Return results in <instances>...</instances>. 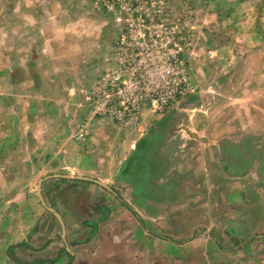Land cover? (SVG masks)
I'll list each match as a JSON object with an SVG mask.
<instances>
[{
    "label": "crops",
    "instance_id": "1",
    "mask_svg": "<svg viewBox=\"0 0 264 264\" xmlns=\"http://www.w3.org/2000/svg\"><path fill=\"white\" fill-rule=\"evenodd\" d=\"M206 18L174 108L92 121L81 158L51 178L54 204L42 192L31 230L0 241V264H264L263 66L227 62L233 31Z\"/></svg>",
    "mask_w": 264,
    "mask_h": 264
},
{
    "label": "rangeland",
    "instance_id": "2",
    "mask_svg": "<svg viewBox=\"0 0 264 264\" xmlns=\"http://www.w3.org/2000/svg\"><path fill=\"white\" fill-rule=\"evenodd\" d=\"M206 17L217 32L242 31L221 41L227 62L264 73V0H0V241L44 211L40 182L54 204L45 178L77 163L92 121L133 125L158 113Z\"/></svg>",
    "mask_w": 264,
    "mask_h": 264
},
{
    "label": "built area",
    "instance_id": "3",
    "mask_svg": "<svg viewBox=\"0 0 264 264\" xmlns=\"http://www.w3.org/2000/svg\"><path fill=\"white\" fill-rule=\"evenodd\" d=\"M179 69L181 73L179 74L178 79L174 81V84L171 86L169 90H166L162 94L163 100L162 102H158L159 106H156L155 108L156 112H161L162 110H164V108L168 107V104L172 100L176 99L177 95L183 94L184 92H186L188 78H187V71H186L185 64L181 63ZM139 120H140V117L137 118L136 123L133 125H137Z\"/></svg>",
    "mask_w": 264,
    "mask_h": 264
},
{
    "label": "water",
    "instance_id": "4",
    "mask_svg": "<svg viewBox=\"0 0 264 264\" xmlns=\"http://www.w3.org/2000/svg\"><path fill=\"white\" fill-rule=\"evenodd\" d=\"M53 177H64L63 175H53V176H48L45 178L46 179H49V178H53ZM42 183L43 182H40L39 186H38V195L40 197V199L42 200V202L45 204L44 202V198H43V195H42ZM46 206V204H45ZM52 212H54L55 214H57V212L51 208H49ZM58 218H60V216L57 214Z\"/></svg>",
    "mask_w": 264,
    "mask_h": 264
}]
</instances>
